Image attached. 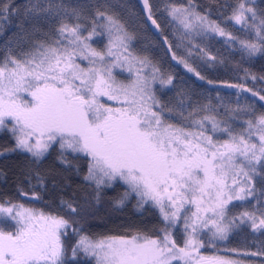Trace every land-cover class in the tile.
I'll list each match as a JSON object with an SVG mask.
<instances>
[{
  "label": "snow or ice",
  "instance_id": "obj_1",
  "mask_svg": "<svg viewBox=\"0 0 264 264\" xmlns=\"http://www.w3.org/2000/svg\"><path fill=\"white\" fill-rule=\"evenodd\" d=\"M142 5L160 60L111 0H0V35L15 27L0 46V155L24 157L16 196L0 198V264H264V71L244 67L264 58V0H165L175 44ZM218 38L238 83L190 63L225 65ZM169 56L204 86L178 83ZM116 185L114 207L134 198L156 222L90 234Z\"/></svg>",
  "mask_w": 264,
  "mask_h": 264
},
{
  "label": "trees",
  "instance_id": "obj_2",
  "mask_svg": "<svg viewBox=\"0 0 264 264\" xmlns=\"http://www.w3.org/2000/svg\"><path fill=\"white\" fill-rule=\"evenodd\" d=\"M135 2V0H133ZM152 0H149L151 3ZM24 0H16V3H23ZM113 4L118 6L117 10L121 12V14L126 18L130 19V30H135L139 34V38L137 43L135 44V48L137 50H142L145 47L148 49L150 54L155 58L160 60L164 56V49L159 47L158 41L160 39L159 36L152 34L150 30H145L141 27L143 24V20L141 19L142 14L140 13L137 5L135 6H127L124 3V0H111ZM175 2H181V0H177ZM165 0L161 2V8L153 7V11L156 14L155 18H157L158 22L161 23V27L164 29L165 34L168 35L170 42L175 44L177 41L174 39L172 34V27L168 25L167 20L164 18L166 14L163 13V5ZM195 3L201 5H207L209 0H195ZM136 4V3H135ZM130 13H134L135 17L130 18ZM216 17L213 16V19ZM7 31L0 35V46L3 45L4 41L12 35L15 31L14 25H7ZM238 27V26H237ZM239 35H243L242 33H236ZM200 43V41H197ZM203 46V45H202ZM217 49L220 50L217 53ZM178 55H185V51L183 49L176 50ZM211 51L213 55H222L225 57H229V53L225 50L223 46V40L218 38L213 41L211 44ZM196 50H193V56H195ZM239 60V56H231L228 59V62L225 65H217L214 70H207L199 67L198 60L190 59V63H193L194 66H197V70L201 71L202 75H205L208 79L221 81L225 80L229 83H238L240 81L234 79V77L238 75H243V72H235L234 65ZM162 67L164 70L172 72L174 76L177 77V82L179 83V78H184L189 84L194 85L199 89L204 86V82L195 78V75L192 73H188L187 70L183 67V65L178 64L176 61H171L170 56L168 58H164L162 60ZM244 67H251L253 72L260 73L264 71V58L257 57L251 64H245ZM123 78V77H122ZM252 85L249 84V87ZM229 90L225 89L222 91V95L228 96L227 93ZM11 142L8 140L6 136L0 133V151H2L5 147H10ZM51 159V158H50ZM24 157L17 154H8V155H0V171L7 172V176H0V198L4 196H16V179L14 173L17 171L18 166L23 162ZM79 183V180H77ZM124 189L120 185H116L114 188L107 190L106 196L101 202L96 205L93 209V215L88 218V224L86 226V230L90 234H115L124 229L128 228L132 225H141L142 223L156 222V213L152 209H148L146 211H141L136 208V200L133 198L129 201H126L125 205L122 207H114V205L109 201V197H115L118 193L123 192ZM27 203V201H24ZM37 208L43 207L42 204L33 205ZM248 240H251V237H248ZM244 238L243 236L233 237L227 247H243ZM223 247V246H221ZM253 250H255L253 248Z\"/></svg>",
  "mask_w": 264,
  "mask_h": 264
},
{
  "label": "rangeland",
  "instance_id": "obj_3",
  "mask_svg": "<svg viewBox=\"0 0 264 264\" xmlns=\"http://www.w3.org/2000/svg\"><path fill=\"white\" fill-rule=\"evenodd\" d=\"M175 1H177V0H175ZM161 2H162V0H152L151 1V4L154 6V7H156V8H161ZM124 3H125V5H127V6H133V4L136 6V4H135V2L133 1V0H124ZM195 78H197V77H195ZM214 94V93H213ZM221 94H222V92H221ZM231 93H230V91L227 93V95H230ZM233 99H234V97H233Z\"/></svg>",
  "mask_w": 264,
  "mask_h": 264
},
{
  "label": "water",
  "instance_id": "obj_4",
  "mask_svg": "<svg viewBox=\"0 0 264 264\" xmlns=\"http://www.w3.org/2000/svg\"><path fill=\"white\" fill-rule=\"evenodd\" d=\"M135 3H136V5H137V7H138L140 13L142 14V16H144L145 13L143 12L142 0H135ZM150 32H151L152 34H155V35H156V33H155L154 31L150 30Z\"/></svg>",
  "mask_w": 264,
  "mask_h": 264
}]
</instances>
